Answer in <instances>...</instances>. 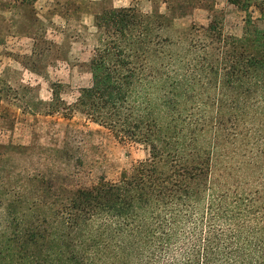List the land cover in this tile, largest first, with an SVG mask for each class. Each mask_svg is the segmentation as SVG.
Listing matches in <instances>:
<instances>
[{"label":"trees","instance_id":"16d2710c","mask_svg":"<svg viewBox=\"0 0 264 264\" xmlns=\"http://www.w3.org/2000/svg\"><path fill=\"white\" fill-rule=\"evenodd\" d=\"M228 2L240 37L219 15L176 41L160 14L96 15L73 109L147 157L91 187L0 175V264H264V0Z\"/></svg>","mask_w":264,"mask_h":264},{"label":"rangeland","instance_id":"374dc122","mask_svg":"<svg viewBox=\"0 0 264 264\" xmlns=\"http://www.w3.org/2000/svg\"><path fill=\"white\" fill-rule=\"evenodd\" d=\"M128 7L163 15L162 35L173 41L214 15L226 35L240 37L246 18L228 0H0V175L13 187L28 178L70 188L116 182L146 159L144 146L73 109L92 83L96 15Z\"/></svg>","mask_w":264,"mask_h":264}]
</instances>
